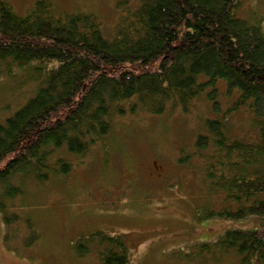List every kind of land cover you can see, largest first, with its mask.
I'll return each instance as SVG.
<instances>
[{
    "label": "trees",
    "instance_id": "trees-1",
    "mask_svg": "<svg viewBox=\"0 0 264 264\" xmlns=\"http://www.w3.org/2000/svg\"><path fill=\"white\" fill-rule=\"evenodd\" d=\"M8 1L0 0V79L34 68L28 83L36 84L0 124V215L8 249L24 251L40 239L12 205L29 181L70 175L80 164L74 159L104 145L120 119L168 109L187 115L203 100L212 114L204 117L206 133L181 152L178 164L195 165L205 189L222 200L198 219H261L258 229L226 230L204 254L264 264V25L238 15L242 0H120L113 27L88 11L58 10L50 0L22 13ZM240 112L251 118L254 134L233 133L231 119ZM18 224L28 237H19ZM74 251L80 258L96 255L99 264H132L122 235L81 237Z\"/></svg>",
    "mask_w": 264,
    "mask_h": 264
},
{
    "label": "rangeland",
    "instance_id": "rangeland-1",
    "mask_svg": "<svg viewBox=\"0 0 264 264\" xmlns=\"http://www.w3.org/2000/svg\"><path fill=\"white\" fill-rule=\"evenodd\" d=\"M36 1L8 2L22 13ZM50 1L61 11L91 12L108 27L119 15L120 0ZM238 15L264 25V0H242ZM31 74L34 68L0 79V124L35 91L36 84L28 83L35 79ZM209 115V105L201 100L187 115L168 109L158 117L120 119L104 145L84 160L74 159L80 164L70 175L46 184L29 181L24 197L12 205L30 218L40 239L27 250L18 243L19 252L10 251L0 215V264H99L96 255L80 258L74 251L79 238L97 232L124 236L132 264H237L234 254L211 260V253L209 259L204 253L226 230L258 229L261 219L201 221L199 215L221 206V196L205 189L195 165L178 164L181 152L189 153L187 146L206 133L203 121ZM250 121L244 112L235 114L233 133L254 134ZM18 225L19 237H28Z\"/></svg>",
    "mask_w": 264,
    "mask_h": 264
}]
</instances>
